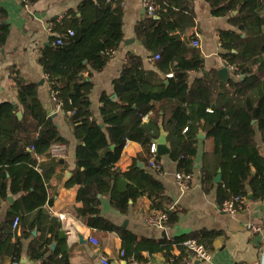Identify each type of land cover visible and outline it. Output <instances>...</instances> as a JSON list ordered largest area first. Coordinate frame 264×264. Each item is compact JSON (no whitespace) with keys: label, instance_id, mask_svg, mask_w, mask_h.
I'll return each mask as SVG.
<instances>
[{"label":"trees","instance_id":"obj_1","mask_svg":"<svg viewBox=\"0 0 264 264\" xmlns=\"http://www.w3.org/2000/svg\"><path fill=\"white\" fill-rule=\"evenodd\" d=\"M159 1L163 8L157 17H145L135 31L145 47L159 55L156 68L171 71L172 75L167 84L162 81L152 84L142 70L140 58L129 56L113 81L116 100L102 97L100 116L104 127L92 116L89 98L92 82L83 74L86 72L90 77V70L102 69L121 40L119 0H86L83 4L91 11L88 20L68 11L62 22L55 25L62 44L52 43L47 48L48 55L44 53L40 60L50 90L55 93L54 104H59L66 113L77 140L75 167L67 182L78 186L73 212L89 227L117 232L123 243L134 240V236L100 214L99 194L108 195L110 204L121 213L127 211L129 200L144 195L151 208L167 214L166 225L177 220L178 210L168 206L170 199L157 179L142 169L131 167L121 173L115 166L127 141L149 143L160 126L168 132L171 146L167 155L176 162L177 171L191 174L197 134L204 130L212 139L214 167L221 169L219 198L225 200L237 194L246 197L249 191L253 198L264 197V155L254 140L257 128L264 142L263 0H205L212 16L227 17L235 28L219 33L221 57L228 65L237 66L233 72L237 79L226 84L213 71L188 82L187 71L201 69L202 58L199 49L189 44L191 36L181 39L173 33L172 22L177 14L175 9L185 8L187 2ZM4 17L5 11L0 8V22ZM69 30L73 35H67ZM7 35V26L0 23V45ZM17 100L23 107L20 118L14 103L0 102V200L8 193L20 194L0 226V259L10 251L13 260L19 258L20 239L9 243L13 237L9 223L15 217L21 221L26 214L36 212L29 230L34 226L39 229L43 206L53 202L48 191V173L36 154L44 143H66L40 103L35 85H19ZM145 115L148 118L144 122ZM158 158L155 156L156 161ZM134 171L135 177H130ZM215 174V169L202 167L203 187L213 186ZM120 175L127 181L122 189H117L115 181ZM57 229L58 224L52 223L51 237L38 234L32 239L27 248L31 260L39 264H69L64 239L57 240L54 250H49ZM194 236L202 242L197 234ZM185 239H163L159 249L169 256V245L176 243L184 251L179 244Z\"/></svg>","mask_w":264,"mask_h":264},{"label":"crops","instance_id":"obj_2","mask_svg":"<svg viewBox=\"0 0 264 264\" xmlns=\"http://www.w3.org/2000/svg\"><path fill=\"white\" fill-rule=\"evenodd\" d=\"M85 1L34 0L25 9L21 0H0V8L5 11V17L0 23H4L8 28V35L0 45V102L14 103L16 115L17 112L22 115L23 107L17 100V88L21 84L35 85L40 103L47 110L59 133L66 139V143H60L63 146L60 156H55L53 152L56 144L48 143H44L36 154L37 161L48 173V191L53 196V202L51 205L43 206L39 229L34 226L29 230L36 212L26 214L21 221H18L16 227H13L14 219L9 223V231L13 233L9 243H14L16 238L20 239L19 258L13 260L11 252L7 251L1 257L0 264H10L13 261H17L18 264H39L38 261L28 257L27 248L38 234L46 238L51 237L49 228L52 223H57L58 229L50 245L54 243L55 248L57 240L64 239L69 254V264H101V256L106 257L110 264H126L125 258L129 256L148 260L149 264H264V197L253 198L252 195L249 199L247 195L245 206L235 214H227L220 209L224 200L219 198L217 187L221 182L216 183L213 180V186L205 188L200 180L201 170L205 165L211 171L215 169L216 174L218 171L221 174V169H216L212 160V139L207 137L204 130H199L197 134V138L199 134L203 137L198 138L195 145L189 187L184 191H181L175 180L176 162L169 159L168 153L158 155L155 151L150 152L151 142H154L161 130L165 131L162 126L149 143L127 141L115 163L121 173H126L134 167L151 174L160 182L163 193L170 199L168 206L178 210L177 220L173 224L165 223L164 228L150 226L145 217L151 211L158 209L151 208L150 200L144 195L134 201L129 200L127 211L121 213L110 204L108 195L99 194L100 214L121 230L134 236V240L126 243H123L117 232L89 227L82 218L75 216L73 206L77 205L78 186L67 185V182L72 177L75 167L77 140L72 134L66 113L58 104H54L51 98L50 84L40 60L46 53L48 55L47 48L52 44L49 28L55 30L56 22H62L68 11L75 13L77 17L82 16L84 20L91 18L90 8L83 4ZM157 1L158 10L153 16H148L141 0H119L122 12L121 40L109 53L110 58L102 69L90 70V77H87L86 72L83 74L92 82L89 92L92 116L103 127L105 125L100 116L102 97L116 100L113 81L119 77L129 56L140 58L142 70L152 84H158L160 81L167 84V78L172 75L171 71L162 72L156 68L155 63L158 59L154 56L157 53L147 49L135 31L139 21L145 17H157V12L163 8L161 2ZM186 2L185 8L175 9L177 14L172 18L175 25L173 33L179 35L181 39L186 36H191L192 39L193 33L197 31L199 45L196 48L199 49L202 58L201 69L187 71L188 82L212 71L219 77L218 70L224 66L229 72L228 80L237 79L238 76L234 75V71L230 70L221 57L219 34L221 30L235 28L229 24L227 17L212 16L210 5L205 0H186ZM81 6L82 11H80ZM191 39L189 44L194 47L191 45ZM219 79L221 80L220 77ZM21 115L17 117L20 118ZM147 118H143V121L145 122ZM165 132L167 146L170 149L171 142L168 132ZM254 140L264 155V142L257 128ZM155 156H159L157 161ZM152 161L160 165V170L151 166ZM135 174L134 171L129 175L135 177ZM126 181L127 179L120 175L115 181L116 188L122 189ZM248 194L252 193L249 191ZM19 195L8 193L4 200H0V226L3 225L7 211ZM57 214H65L72 219L73 237L70 243ZM196 234L202 240L200 243L210 253V259L207 261L192 257L176 243L169 245V256L159 249L160 241L163 239L195 238L197 240L194 236ZM50 245L49 250L53 251L54 248L50 249ZM125 250L132 253L126 255ZM121 251L125 252L124 257H121Z\"/></svg>","mask_w":264,"mask_h":264},{"label":"built area","instance_id":"obj_3","mask_svg":"<svg viewBox=\"0 0 264 264\" xmlns=\"http://www.w3.org/2000/svg\"><path fill=\"white\" fill-rule=\"evenodd\" d=\"M107 1H111V0H107ZM21 2L23 3V6L25 9H27L31 5L30 0H21ZM141 2L148 16H153L159 8V4L157 0H141ZM49 33H50V36L53 37L54 39L52 42L53 44H62V39H61L62 37L59 35V33L56 30L50 27ZM67 35L68 36L73 35V31L69 30L67 32ZM191 45L194 47H197L199 45V34L197 31H195L192 35ZM154 57L158 59L159 55L156 54ZM228 67L230 68L231 71L237 70V66L235 65H228ZM51 98L55 101L54 91H51ZM58 106L60 105L58 104ZM146 117L147 115H145L143 118H146ZM185 130L186 128H184V131ZM62 147L63 146L61 144L55 145L54 151H53L55 153V156H60V154L62 153ZM154 151H155V143L151 142L150 152H154ZM150 164L152 167H155L157 170H160V165L158 163L152 161ZM190 178H191V175L188 173H184L180 171H177L175 173V180L179 188L181 189V191H184L189 187ZM245 204H246L245 196L237 194V195L231 196L230 198L224 200L221 204L220 209L227 214H235L236 212L239 211V209L245 206ZM57 215H58L57 216L58 219L61 221V223H63L65 236L67 238V241L70 243V240L73 237V229L71 227L72 219L70 217L65 216V214H57ZM167 218L168 216L165 212L153 210L147 214V216L145 217V220L150 226H154L157 228H164ZM18 221H19L18 217H15L13 220V227H16V225L18 224ZM179 245L182 246L184 250L190 253L191 256L194 258H197L202 261H207L210 259L209 251L204 247L203 244H201L195 238L185 239ZM120 255L121 257H124L125 252L121 251ZM125 260H126V264H149L148 260L137 259L134 256H129L125 258ZM100 262L101 264H110L108 259L104 256L100 257ZM10 264H18V263L17 261H13Z\"/></svg>","mask_w":264,"mask_h":264},{"label":"water","instance_id":"obj_4","mask_svg":"<svg viewBox=\"0 0 264 264\" xmlns=\"http://www.w3.org/2000/svg\"><path fill=\"white\" fill-rule=\"evenodd\" d=\"M218 75L219 77L221 78L222 82L223 83H227L228 79H229V72L227 70V67L224 66L222 68H220L218 70ZM21 113L20 112H17V116H20ZM101 127H103V125L101 124L100 125ZM167 134L165 131L161 130L158 137L154 140V143H155V153L158 154V155H164V154H167L169 152V148L167 146ZM203 136L201 134L198 135V138H202ZM214 181L216 183H220L221 182V174H220V171L217 172L215 178H214ZM99 197V195H98ZM249 199L252 198V194H248L247 196ZM34 233V232H33ZM81 238V236H79V239ZM54 243H52L50 245V249H53L54 248Z\"/></svg>","mask_w":264,"mask_h":264}]
</instances>
